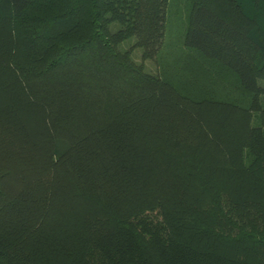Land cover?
I'll list each match as a JSON object with an SVG mask.
<instances>
[{"label":"trees","instance_id":"16d2710c","mask_svg":"<svg viewBox=\"0 0 264 264\" xmlns=\"http://www.w3.org/2000/svg\"><path fill=\"white\" fill-rule=\"evenodd\" d=\"M171 1L0 0V264H264V0Z\"/></svg>","mask_w":264,"mask_h":264},{"label":"rangeland","instance_id":"374dc122","mask_svg":"<svg viewBox=\"0 0 264 264\" xmlns=\"http://www.w3.org/2000/svg\"><path fill=\"white\" fill-rule=\"evenodd\" d=\"M189 11V4L185 1H171L168 4L166 11V25H165V37L164 44L161 50L157 54V60L146 59L144 60L145 69L150 73H157L159 69V62H172L180 57L181 44L183 35L185 32L187 14ZM112 29L118 28L117 23H113ZM134 41V38H129L123 41L120 45V49L128 48ZM142 49L137 47L132 51V58L136 62L141 60Z\"/></svg>","mask_w":264,"mask_h":264}]
</instances>
